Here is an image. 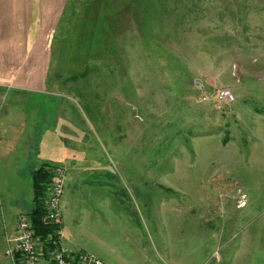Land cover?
<instances>
[{
  "label": "rangeland",
  "instance_id": "1",
  "mask_svg": "<svg viewBox=\"0 0 264 264\" xmlns=\"http://www.w3.org/2000/svg\"><path fill=\"white\" fill-rule=\"evenodd\" d=\"M52 59L0 104V264L42 162L105 262L264 264V0H75Z\"/></svg>",
  "mask_w": 264,
  "mask_h": 264
},
{
  "label": "crops",
  "instance_id": "2",
  "mask_svg": "<svg viewBox=\"0 0 264 264\" xmlns=\"http://www.w3.org/2000/svg\"><path fill=\"white\" fill-rule=\"evenodd\" d=\"M74 1L0 0V104L6 100L11 91L26 93L46 87L48 73L53 62L56 32L66 9ZM66 151L69 150L66 149L65 144L62 151L64 154L61 158L68 159L72 166L70 157L75 152ZM52 165L63 168L65 182L67 179L66 165ZM64 222L63 217L61 243L67 250L87 252L104 258L102 252L100 253L97 247L89 241L78 240L73 233L74 229L71 232L66 230ZM262 223V227H264V220ZM16 224L17 222L12 227L8 225L9 230H7L10 232L13 230L12 232L15 234ZM263 230L260 229L262 233ZM73 240H75L74 243ZM107 248L110 254L108 256L111 257V252L119 254L117 249L120 247L116 243L113 245L109 243ZM106 262L111 264V261Z\"/></svg>",
  "mask_w": 264,
  "mask_h": 264
},
{
  "label": "built area",
  "instance_id": "3",
  "mask_svg": "<svg viewBox=\"0 0 264 264\" xmlns=\"http://www.w3.org/2000/svg\"><path fill=\"white\" fill-rule=\"evenodd\" d=\"M216 101L232 103L235 94L229 88L217 89L212 95ZM208 99V96L204 97ZM64 172L54 166L53 178L44 198L46 218L54 224L55 234L38 235L28 211L19 213L16 232L9 240L6 255L12 264H107L100 257L87 252L69 251L61 243L63 214L61 209L64 191Z\"/></svg>",
  "mask_w": 264,
  "mask_h": 264
},
{
  "label": "trees",
  "instance_id": "4",
  "mask_svg": "<svg viewBox=\"0 0 264 264\" xmlns=\"http://www.w3.org/2000/svg\"><path fill=\"white\" fill-rule=\"evenodd\" d=\"M227 142V139L224 140ZM54 166L50 163H42L36 167L32 173L33 183V206L28 211L33 222V226L38 235L47 237L49 234H55V226L46 218V208L44 198L48 184L53 178Z\"/></svg>",
  "mask_w": 264,
  "mask_h": 264
},
{
  "label": "water",
  "instance_id": "5",
  "mask_svg": "<svg viewBox=\"0 0 264 264\" xmlns=\"http://www.w3.org/2000/svg\"><path fill=\"white\" fill-rule=\"evenodd\" d=\"M197 84H200V82H199V81H197Z\"/></svg>",
  "mask_w": 264,
  "mask_h": 264
}]
</instances>
